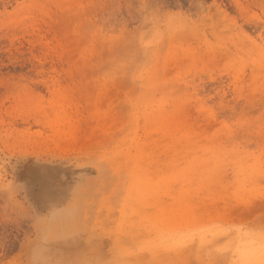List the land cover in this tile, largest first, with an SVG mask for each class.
<instances>
[{
  "label": "rangeland",
  "instance_id": "rangeland-1",
  "mask_svg": "<svg viewBox=\"0 0 264 264\" xmlns=\"http://www.w3.org/2000/svg\"><path fill=\"white\" fill-rule=\"evenodd\" d=\"M262 219L264 0H0V264H264Z\"/></svg>",
  "mask_w": 264,
  "mask_h": 264
},
{
  "label": "bare ground",
  "instance_id": "bare-ground-1",
  "mask_svg": "<svg viewBox=\"0 0 264 264\" xmlns=\"http://www.w3.org/2000/svg\"><path fill=\"white\" fill-rule=\"evenodd\" d=\"M66 165H68V164H66ZM85 166V165H84ZM74 167V166H73ZM83 167V166H82ZM70 168V167H69ZM96 169V168H95ZM71 172V171H70ZM23 173L24 172H22V177H23ZM78 175V174H77ZM76 176V175H75ZM91 179H92V177H91ZM93 179H94V177H93ZM38 180V179H37ZM33 181H35V180H33ZM39 181V180H38ZM59 181H61V180H59ZM63 181V180H62ZM68 183V182H67ZM19 186V185H18ZM55 190V189H54ZM85 190V189H84ZM31 194V193H30ZM86 194H88V193H86ZM85 194V195H86ZM47 196V195H46ZM75 196V195H74ZM98 196V195H97ZM48 197V196H47ZM65 197H67V196H65ZM71 197V196H70ZM85 197V196H84ZM32 199V198H31ZM66 199V198H65ZM81 199V198H80ZM86 199V198H85ZM60 202V201H59ZM72 202V201H71ZM41 203V202H40ZM51 203V202H50ZM62 203H64V202H62ZM73 203V202H72ZM30 204V203H29ZM46 204V203H45ZM58 204V203H57ZM35 205V204H34ZM42 206V205H41ZM47 206H50V205H47ZM61 206V205H60ZM65 206V205H64ZM83 208V207H82ZM40 209H42V207L40 208ZM37 210V209H36ZM49 211V210H48ZM83 211V210H82ZM90 211V210H89ZM44 213V212H43ZM77 217V216H76ZM53 218V217H52ZM73 218V217H72ZM74 219V218H73ZM80 219V218H79ZM263 221L262 222H264V219H262ZM76 221V220H75ZM46 222V221H45ZM73 224V223H72ZM71 224V225H72ZM78 224V223H77ZM65 228V227H64ZM70 228H71V226H70ZM58 230H59V228H58ZM71 230V229H70ZM62 231H63V229H62ZM72 231V230H71ZM52 238V237H51ZM53 239V238H52Z\"/></svg>",
  "mask_w": 264,
  "mask_h": 264
}]
</instances>
